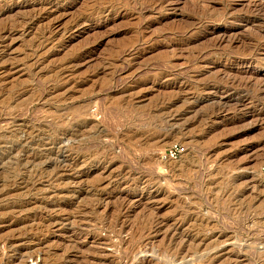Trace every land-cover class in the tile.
Listing matches in <instances>:
<instances>
[{
  "label": "rangeland",
  "instance_id": "1",
  "mask_svg": "<svg viewBox=\"0 0 264 264\" xmlns=\"http://www.w3.org/2000/svg\"><path fill=\"white\" fill-rule=\"evenodd\" d=\"M155 1L0 0V264H264V0Z\"/></svg>",
  "mask_w": 264,
  "mask_h": 264
},
{
  "label": "bare ground",
  "instance_id": "2",
  "mask_svg": "<svg viewBox=\"0 0 264 264\" xmlns=\"http://www.w3.org/2000/svg\"><path fill=\"white\" fill-rule=\"evenodd\" d=\"M157 1V0H156ZM156 1L154 2L155 4H156ZM260 1V0H259ZM109 2V1H108ZM158 2H160V0L158 1ZM261 3V2H260ZM263 3V2H262ZM19 5H21V4H19ZM25 5V4H24ZM228 5V4H227ZM247 5V4H246ZM258 5V4H257ZM262 5V4H261ZM251 6V5H250ZM256 6V5H255ZM263 6V5H262ZM261 6V7H262ZM253 7V6H252ZM260 7V6H259ZM39 8V7H38ZM33 9V8H32ZM248 9V8H247ZM229 10V9H228ZM250 11H251V9H249ZM249 10H248V12H249ZM254 10H255V8H254ZM253 10V11H254ZM259 10V9H258ZM34 11V10H33ZM247 11V10H246ZM256 12H258V11H256ZM222 13V12H221ZM250 13V12H249ZM229 15H230V13H229ZM257 15H258V13H257ZM264 15V14H263ZM259 16H261V15H259ZM227 18V17H226ZM233 18V17H232ZM237 18V17H236ZM31 20V19H30ZM86 21V20H85ZM214 21V20H213ZM223 22V21H222ZM229 22V21H228ZM25 23V22H24ZM205 23V22H204ZM198 24V23H197ZM203 24V23H202ZM228 25V24H227ZM197 26V25H196ZM199 26V25H198ZM202 27V26H201ZM182 28V27H181ZM185 28V27H184ZM195 28V27H194ZM205 29V28H204ZM194 31V30H193ZM188 32V31H187ZM225 35V34H224ZM251 36V35H250ZM262 37V36H261ZM223 39V38H222ZM256 41V40H255ZM252 42V41H251ZM254 42V41H253ZM245 43V42H244ZM230 44V43H229ZM247 44V43H246ZM249 44H251V43H249ZM248 44V45H249ZM132 45V44H131ZM257 45V44H256ZM214 46V45H213ZM212 46V47H213ZM218 46V45H217ZM250 46V45H249ZM258 46V45H257ZM247 47V46H246ZM253 47V46H252ZM259 47V46H258ZM219 48V47H218ZM222 48V47H221ZM245 48V47H244ZM249 48V47H248ZM216 50H218L217 48H215ZM211 50V49H210ZM244 50V49H243ZM252 50H254L253 48H252ZM209 51V50H208ZM248 51H250V50H247L246 51V53H248ZM244 54V53H243ZM245 55V54H244ZM255 56H256V54H255ZM243 57V56H242ZM246 57H247V55H246ZM258 61H259V59H258ZM250 62V61H249ZM242 65V64H241ZM227 75H228V73H227ZM230 76H231V74H230ZM212 77H215V75L214 76H212ZM219 77H220V75H219ZM250 77V76H249ZM190 78V77H189ZM217 78H218V76H217ZM223 78V77H222ZM228 78V77H227ZM243 78V77H242ZM245 78V77H244ZM243 78V79H244ZM259 78V77H258ZM231 79V78H230ZM191 80V79H190ZM238 80V79H237ZM236 80V81H237ZM243 81V80H242ZM242 81H240V82H242ZM243 83V82H242ZM249 83V82H248ZM232 84V83H231ZM236 84H237V82H236ZM238 84H239V82H238ZM244 84V83H243ZM258 84V83H257ZM259 84H260V82H259ZM185 85V84H184ZM248 85V84H247ZM182 86V85H181ZM229 86V85H228ZM246 87V86H245ZM254 87H255V84H254ZM217 88V87H216ZM258 88V87H257ZM182 89V88H181ZM264 89V88H263ZM174 90V89H173ZM221 90V89H220ZM178 91V90H177ZM186 91V90H185ZM223 91V90H222ZM228 91V90H227ZM182 92V91H181ZM184 92V91H183ZM196 92V91H195ZM216 92V91H215ZM218 92V91H217ZM172 93H174V92H172ZM179 93V92H178ZM182 94H184V93H182ZM217 95H218V93H217ZM189 96V95H188ZM188 96H187V98H188ZM219 96V95H218ZM225 96V95H224ZM182 97L183 96H181V99H182ZM185 97V96H184ZM229 98V97H228ZM186 99V98H185ZM245 99V98H244ZM179 100H180V98H179ZM186 101H187V99H186ZM228 101V100H227ZM189 102V101H188ZM213 102V101H212ZM216 102V101H215ZM225 102V101H224ZM220 102H218V104H219ZM237 103V102H236ZM193 104V103H192ZM199 104V103H198ZM228 104V103H227ZM239 104V103H238ZM229 106H230V104H228ZM244 105V104H243ZM246 105V104H245ZM254 105V104H253ZM193 106V105H192ZM221 106H222V104H221ZM227 106V105H226ZM226 106H224V108L226 107ZM200 108H201V106H200ZM224 108H223V110H224ZM232 108V107H231ZM245 108V107H244ZM197 109V108H196ZM219 109H220V107H219ZM234 110H235V108H233ZM187 111H188V109H186ZM198 110L199 109H197V112H198ZM249 110V109H248ZM192 111H194V109H192ZM196 111V110H195ZM202 111V110H201ZM221 111L222 110H220L219 112L221 113ZM230 111V110H229ZM190 112H191V110H190ZM205 112V111H204ZM203 112V113H204ZM228 112V111H227ZM169 113V112H168ZM187 113V112H186ZM196 113V112H195ZM198 114V113H197ZM227 114V113H226ZM200 115V114H199ZM187 116V119H188V116L189 115H186ZM185 118V117H184ZM190 119H191V115H190V117H189ZM193 118V117H192ZM195 119V118H194ZM257 119V118H256ZM183 122V121H182ZM188 123V122H187ZM170 124H171V126L173 127V126H175V125H178V126H180V128H178V130L180 129H185L187 126H186V124L185 123H183V124H181V122L180 123H178L177 124V122H174V124H172L171 122L169 123V126H170ZM200 124V123H199ZM170 126V127H171ZM177 126V127H178ZM191 126V125H190ZM176 127V126H175ZM171 129H173V128H171ZM189 130H190V128H189ZM184 131V130H183ZM196 134V133H195ZM189 136V135H188ZM71 138V137H70ZM73 138V137H72ZM185 139V138H184ZM190 140V139H189ZM192 141V140H191ZM148 142V141H147ZM189 142V141H188ZM263 155V154H262ZM259 157V156H258ZM100 255V254H99Z\"/></svg>",
  "mask_w": 264,
  "mask_h": 264
},
{
  "label": "built area",
  "instance_id": "3",
  "mask_svg": "<svg viewBox=\"0 0 264 264\" xmlns=\"http://www.w3.org/2000/svg\"><path fill=\"white\" fill-rule=\"evenodd\" d=\"M182 151V146L180 143L175 142L171 144L165 151H164V156L168 158L175 159L179 156V154Z\"/></svg>",
  "mask_w": 264,
  "mask_h": 264
}]
</instances>
